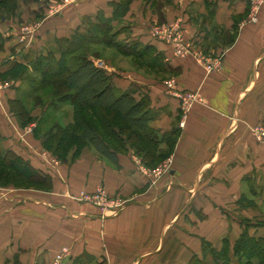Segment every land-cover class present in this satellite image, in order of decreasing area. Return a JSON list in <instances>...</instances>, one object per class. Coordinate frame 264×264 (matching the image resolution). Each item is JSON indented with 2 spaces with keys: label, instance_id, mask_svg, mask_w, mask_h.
I'll return each mask as SVG.
<instances>
[{
  "label": "crops",
  "instance_id": "1",
  "mask_svg": "<svg viewBox=\"0 0 264 264\" xmlns=\"http://www.w3.org/2000/svg\"><path fill=\"white\" fill-rule=\"evenodd\" d=\"M42 1L22 7L40 16ZM108 1L77 0L28 32L9 18L0 21V82L11 85L0 92V147L37 175L53 177L57 190L0 186V264H54L63 247L67 251L59 264H190L193 257L197 264H212L202 241L219 248L228 231L233 244L241 230L238 220L229 228L221 209L231 206L236 213L231 219H254L245 210L239 217L241 193L256 205L259 197L264 206V144L249 130L264 123V5L254 23L244 21L247 0H157L167 22L180 21L186 38L219 54L220 69L207 73L193 57L174 56L170 44L150 34L148 15L130 4L123 19L136 20L130 36L162 52L174 74V90L197 91L201 97L189 105L180 125L181 100L168 80L130 71L112 78L119 91L133 88L136 99L143 92L149 96L151 127L160 133L175 129L173 163L157 181L127 153L117 154V166L87 152L81 161L54 169L30 149L17 121L6 118L11 100L34 94L29 77L17 76L16 69H31L40 51L56 52L55 39L84 30V16L95 18L100 9L110 16ZM233 29V42L224 45L220 37ZM100 185L108 197L121 195L125 203L103 208L78 199L80 189ZM256 234L264 236V228Z\"/></svg>",
  "mask_w": 264,
  "mask_h": 264
},
{
  "label": "trees",
  "instance_id": "2",
  "mask_svg": "<svg viewBox=\"0 0 264 264\" xmlns=\"http://www.w3.org/2000/svg\"><path fill=\"white\" fill-rule=\"evenodd\" d=\"M18 1L0 0V21L2 17L8 19L9 15L5 11L14 12ZM20 1L29 3L38 0ZM131 1H108L107 5L112 9L110 16H106L101 9L96 12L95 18L84 16L82 18L84 30L78 28L69 36L56 38V52L40 51L31 61L30 68L39 74L37 79H28L33 93L50 85L55 86V98H61L63 92L59 93L57 90V82L61 83L65 87L67 100L73 109V124L79 130L80 136L75 139L76 142L71 138L66 141L67 135L64 129L67 127L59 124L53 126L46 133V139L55 141L54 152L58 153L61 148L65 150L64 147L68 145L71 147L73 143L77 150L82 142L88 143L102 157L117 166V154L123 153L130 143L138 153L143 154L144 158L147 157L146 163L153 166L167 154L160 149V146L162 144L170 146L175 142V129L160 133L150 126V99L146 93L143 92L142 96L136 99L133 88L119 91L113 83L112 74L85 54L90 44L106 43L124 54L141 58L144 63L158 71L171 72L164 61V55L154 46L142 44L138 39H119L124 29L123 27L114 29L113 23L124 19L130 9ZM41 10L37 14L42 15ZM233 32L234 29L230 37L227 34L220 37L224 45L233 42ZM20 101L21 99L11 100L10 105L13 106V102ZM89 110L98 117V124H92L84 117V111ZM105 111L112 114L111 118L104 115ZM110 138L119 148L112 145ZM143 143H149L153 151L145 148ZM7 160L9 163L6 164ZM0 164L2 167L8 166L14 174L17 173L27 179L51 177L47 174L39 176L33 170L27 169L29 167L21 159L2 147H0ZM236 204L239 209L257 206L256 202L244 193L239 195ZM195 212L199 215L198 211ZM259 228H264V220L241 219V230L233 244L228 237L223 238L219 248H215L208 241H202L212 258V264H264V236L256 234ZM190 264H197L195 257Z\"/></svg>",
  "mask_w": 264,
  "mask_h": 264
},
{
  "label": "rangeland",
  "instance_id": "3",
  "mask_svg": "<svg viewBox=\"0 0 264 264\" xmlns=\"http://www.w3.org/2000/svg\"><path fill=\"white\" fill-rule=\"evenodd\" d=\"M77 0H44L42 1V6L44 9H42V15L34 16L27 14L24 8L22 7V3L20 0L18 1V6L14 12L5 11L9 15L8 18L11 19L14 23H17L22 26H26L28 28H31L32 30L36 29L37 23L44 21L46 18H52L53 15L58 14V12H62L66 10L67 8L73 6ZM31 3L39 5L38 1H32ZM132 5L134 6V9L141 10L146 15H148V21L150 26H160V27H166L169 28L172 25H177L179 27L180 35L184 37L189 45L195 50L197 53L196 55H187L193 57L202 67V59L203 58H212V59H218L219 54L215 53L214 51H207L205 50V47L200 46L192 40H189L185 37V33L182 30V27L180 25V21L174 20L173 22H167L164 17L161 10L163 9V4L160 1L157 0H132ZM264 5V0H259L258 4L253 7L254 14H251V8L249 7L247 15H245L244 21L247 22H258L259 21V14L260 10ZM42 7V8H43ZM24 10V11H23ZM150 14H156V17L153 19ZM255 18L254 21H252V18ZM136 20L135 19H127V20H121L118 23H113V28H120L123 27L124 34L119 36V39H124L123 37H129V39H133V37L130 36L131 32H133V24ZM151 26V27H152ZM236 29L238 28L237 25L234 26ZM131 28V29H130ZM26 32V31H25ZM235 32H233V38L235 37ZM229 37L232 35L231 32L227 34ZM47 51V50H45ZM88 56H90L96 63H99L102 65V68L106 69L108 72L112 74L114 79L120 78L119 72H125L130 71L133 73H136L138 75H142L145 77L150 78H156V79H165L170 81L172 78H174V74L171 73H164L162 71L156 70L154 67L148 66L144 61L134 55L131 54H124L117 48L113 47L112 45L106 44V43H94L90 44L85 52ZM200 58L198 59V57ZM204 69V68H203ZM63 71V69H62ZM205 71V70H204ZM17 76H26L29 78L37 79L39 77V74L32 69H16ZM1 80V79H0ZM14 82H12V87H14ZM55 87V86H54ZM53 86H45L44 88L38 89L34 94L28 98H25L21 100L20 102H13V106H9V112H5L6 118L11 119L14 118L19 127H20V134L21 137L25 140V142L28 144L30 149L39 157H41L44 161L48 162L50 166L54 169H56L59 165H67L68 167L72 165L75 162L81 161V156L83 153H91L92 155H95L99 158V160H104L107 163L109 162L106 158L102 157L92 146H90L88 143L82 142L80 147L76 150L74 147V143L70 147V145L59 149L58 153L54 152L55 149V141L53 140H47L46 139V133L53 128L56 124H59L62 127H67L64 129L66 132L65 138L66 141L68 139H73L74 142H76L75 139H77L80 134L79 130L75 125L73 124V109L72 106L67 100V93L65 91V87L57 82V90H59V93H61L62 97L55 98V90ZM6 88H11L10 82L7 81L6 83H3V81L0 82V92L4 91ZM66 93V94H65ZM57 99V100H56ZM201 101V97L193 101L192 103H196ZM192 107V104H190V108ZM189 110L185 113H182L180 119L182 123H185L187 117H188ZM84 117L92 124H98L97 120L98 117L92 112V111H84ZM104 115L111 118L112 114L108 112H104ZM180 122V123H181ZM255 124H252L250 126L252 132L253 127ZM64 132V133H65ZM79 134V135H78ZM30 135V136H29ZM30 137V138H28ZM64 138V139H65ZM82 138V137H81ZM176 138V137H175ZM70 141V140H69ZM112 142V145L116 148L118 147V144L110 138ZM79 143V142H78ZM174 144L172 145H162L160 146V149L165 151L167 154L163 159L158 160L153 166L148 165L146 162V158L143 157L142 153H138V151L134 148L133 144H127V148L123 153L129 154L135 163L138 164V166L145 171L153 181L159 180L161 177H163L168 171H163L165 168L171 167L173 160L171 153L174 148ZM145 148H149L152 152L153 149L151 148V145L149 143H143L142 144ZM62 153V154H61ZM9 163V160H7L6 164ZM159 170V172L157 171ZM67 186V183H64ZM0 186L3 187H13V188H20V189H33L36 191H45L46 193L51 192H57L54 187V180L53 177H50L48 179H39L38 177H34L33 179H27L25 177H21L19 175L14 174V171L6 167H2V164H0ZM245 191L247 187H244ZM106 191L105 187L103 185H100L99 187L96 186L93 190H86V189H80L78 193L76 194L78 199L82 202H87L85 199V196H90L96 191ZM53 194V193H51ZM109 197L113 200L119 201L121 205L125 203V199L118 194L109 195ZM230 198V197H228ZM256 201L258 202L255 209L249 210V209H239V217L241 216V212L245 210V213H249L250 215L254 216V219L250 220H264V206L261 204V199L258 197L256 198ZM232 201H229L231 203ZM223 211V215L228 219L230 225L235 224V221L238 220L240 223L241 219H231L232 216L236 217L235 210L232 209L231 206L223 207L221 209ZM247 213V214H248ZM258 217V218H257ZM210 219V218H209ZM232 221V224H231ZM208 232L212 235H214V225L208 221ZM212 232V233H211ZM227 237L230 236V232L226 234ZM209 242V241H208Z\"/></svg>",
  "mask_w": 264,
  "mask_h": 264
},
{
  "label": "built area",
  "instance_id": "4",
  "mask_svg": "<svg viewBox=\"0 0 264 264\" xmlns=\"http://www.w3.org/2000/svg\"><path fill=\"white\" fill-rule=\"evenodd\" d=\"M249 3V7L251 8V14H254V8L259 0H247ZM255 18H252L254 21ZM23 31H30L29 28L24 27ZM150 34L160 40L165 41L166 43L170 44L172 53L174 56L177 57H185L187 55H196L197 53L195 50L189 45L188 41L180 35L179 27L175 24L169 28L160 27V26H152L150 28ZM200 56L198 57V59ZM203 68L207 73H211L213 71H217L221 67L220 59H212V58H203L202 59ZM99 66L102 67L101 64L97 63ZM172 90V93L177 96L181 100V109L183 113L187 112L189 105L200 97L197 91H188V92H180L178 90H174L172 86V80L168 81L167 84ZM183 123L181 122L180 125ZM252 134L254 139L264 144V123H257L252 129ZM169 168L163 169V171H168ZM159 172V170L157 169ZM87 202L93 203L103 208L109 207H118L121 205L119 201L113 200L108 197L105 192L103 191H96L90 196H85ZM67 249L65 247L61 248L60 251L56 254L54 259V264H59L60 260L63 258L64 254L66 253Z\"/></svg>",
  "mask_w": 264,
  "mask_h": 264
}]
</instances>
